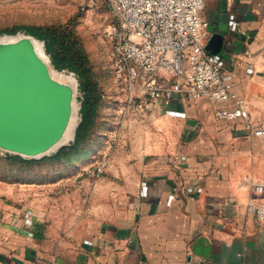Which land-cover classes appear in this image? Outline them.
<instances>
[{"label": "crops", "instance_id": "obj_1", "mask_svg": "<svg viewBox=\"0 0 264 264\" xmlns=\"http://www.w3.org/2000/svg\"><path fill=\"white\" fill-rule=\"evenodd\" d=\"M200 17L228 92L258 124L264 0H207ZM225 106L177 96L140 113L151 129L131 153L75 192L40 193L39 206L0 186V264H264V221L251 211L264 206V138L220 119Z\"/></svg>", "mask_w": 264, "mask_h": 264}, {"label": "rangeland", "instance_id": "obj_2", "mask_svg": "<svg viewBox=\"0 0 264 264\" xmlns=\"http://www.w3.org/2000/svg\"><path fill=\"white\" fill-rule=\"evenodd\" d=\"M114 23V16L103 0L0 1V33L17 27L36 26L56 29L76 40L87 56L98 96L94 126L79 149L57 161L45 159L52 154L22 162L0 153V186L15 187L22 197L23 194L26 199L32 197L31 201L23 200L22 203L36 201L38 205L42 192L53 197L56 193L79 190L90 175L97 174L98 168L103 170L104 163L111 157L121 151L131 153L141 140L142 129H151V125L141 121L139 112L132 107L127 109V94L114 75L109 36ZM17 34L28 35L24 31ZM4 35L7 34H0ZM41 50L52 70L73 78L78 123L82 103L78 77L71 71L55 69L44 46Z\"/></svg>", "mask_w": 264, "mask_h": 264}, {"label": "built area", "instance_id": "obj_3", "mask_svg": "<svg viewBox=\"0 0 264 264\" xmlns=\"http://www.w3.org/2000/svg\"><path fill=\"white\" fill-rule=\"evenodd\" d=\"M103 1L115 19L109 32L110 58L117 82L127 94V109L144 113L170 104L177 96L224 102L227 106L216 111L220 119L241 121L264 138V120L251 122L244 103L227 90L224 61L205 50L208 24L200 11L207 0ZM251 211L264 221V206Z\"/></svg>", "mask_w": 264, "mask_h": 264}, {"label": "water", "instance_id": "obj_4", "mask_svg": "<svg viewBox=\"0 0 264 264\" xmlns=\"http://www.w3.org/2000/svg\"><path fill=\"white\" fill-rule=\"evenodd\" d=\"M5 36L12 38L0 40V151L26 159L50 156L70 144L62 140L75 113L76 86L52 77L34 37Z\"/></svg>", "mask_w": 264, "mask_h": 264}, {"label": "trees", "instance_id": "obj_5", "mask_svg": "<svg viewBox=\"0 0 264 264\" xmlns=\"http://www.w3.org/2000/svg\"><path fill=\"white\" fill-rule=\"evenodd\" d=\"M24 31L37 40L44 42V48L50 55L51 63L57 70H68L73 72L79 79V88L82 93L80 108L81 120L76 128L75 139L68 146L61 147L56 153L45 159L57 161L66 154L79 149L89 138L94 126L98 96L93 84L88 59L79 48L76 40L68 34L61 33L56 29L43 27H17L6 30L0 34L16 35ZM6 158L24 162L26 158L18 155L5 153ZM31 160V159H30Z\"/></svg>", "mask_w": 264, "mask_h": 264}, {"label": "bare ground", "instance_id": "obj_6", "mask_svg": "<svg viewBox=\"0 0 264 264\" xmlns=\"http://www.w3.org/2000/svg\"><path fill=\"white\" fill-rule=\"evenodd\" d=\"M21 35L22 34H18V36H21ZM10 38H12V37H6L5 35L0 36V40H6V39H10ZM35 46H36L37 53L46 60V58L44 57L43 52L41 50L42 46L37 40L35 41ZM50 72H51V75L53 78L60 80V81H67V82L74 84V80L71 76L65 75L62 72H56V71L52 70L51 68H50ZM76 111L77 110H76V105H75V113L73 114L69 128L67 129V132H66V134L62 140L63 144L70 143L73 139L74 128H75V125L77 124V121H78Z\"/></svg>", "mask_w": 264, "mask_h": 264}]
</instances>
